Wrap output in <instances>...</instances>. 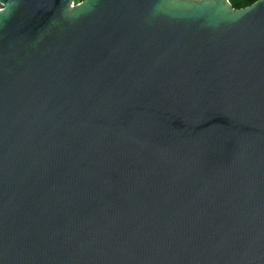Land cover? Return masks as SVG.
<instances>
[{"label":"water","instance_id":"95a60500","mask_svg":"<svg viewBox=\"0 0 264 264\" xmlns=\"http://www.w3.org/2000/svg\"><path fill=\"white\" fill-rule=\"evenodd\" d=\"M0 5V264H264V0Z\"/></svg>","mask_w":264,"mask_h":264},{"label":"trees","instance_id":"16d2710c","mask_svg":"<svg viewBox=\"0 0 264 264\" xmlns=\"http://www.w3.org/2000/svg\"><path fill=\"white\" fill-rule=\"evenodd\" d=\"M83 0H77V2H75L76 4L82 2ZM233 6L234 9H242V8H246L248 6H251L252 4H254L256 1L258 0H229Z\"/></svg>","mask_w":264,"mask_h":264},{"label":"built area","instance_id":"2783aa9c","mask_svg":"<svg viewBox=\"0 0 264 264\" xmlns=\"http://www.w3.org/2000/svg\"><path fill=\"white\" fill-rule=\"evenodd\" d=\"M2 7V5H0V8Z\"/></svg>","mask_w":264,"mask_h":264},{"label":"rangeland","instance_id":"374dc122","mask_svg":"<svg viewBox=\"0 0 264 264\" xmlns=\"http://www.w3.org/2000/svg\"><path fill=\"white\" fill-rule=\"evenodd\" d=\"M75 2H77V0H75Z\"/></svg>","mask_w":264,"mask_h":264}]
</instances>
